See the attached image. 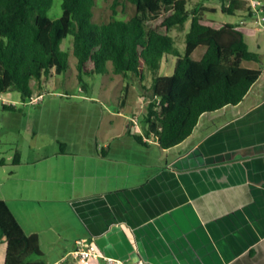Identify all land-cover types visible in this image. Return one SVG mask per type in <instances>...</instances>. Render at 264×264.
<instances>
[{"label":"crops","instance_id":"0c3cea01","mask_svg":"<svg viewBox=\"0 0 264 264\" xmlns=\"http://www.w3.org/2000/svg\"><path fill=\"white\" fill-rule=\"evenodd\" d=\"M240 1L237 23L204 17L236 25L262 59L264 31L249 18L250 0ZM35 88L32 99H40L29 103L45 109V90ZM0 102L7 112L17 104L3 95ZM210 114L166 151L134 140L137 118L138 128L127 116L121 129L114 115L97 114L93 130L81 120L47 121L44 145L32 116L13 159L0 157V200L25 235L38 237L42 264H78L68 254L83 239L130 264H264V73L240 103ZM5 250L0 229V264Z\"/></svg>","mask_w":264,"mask_h":264},{"label":"trees","instance_id":"16d2710c","mask_svg":"<svg viewBox=\"0 0 264 264\" xmlns=\"http://www.w3.org/2000/svg\"><path fill=\"white\" fill-rule=\"evenodd\" d=\"M219 1L221 12L230 16L244 5L240 0L227 5ZM52 3L0 0V97L18 91L23 102L30 101L31 83L43 92L49 79L70 69V56L76 59L82 90L87 88L85 76L144 80L147 74L146 112L139 121L142 134L132 137L141 145H146L144 139L153 140L166 151L185 141L202 115L240 103L264 73L244 66L261 60L249 50L246 35L236 25L206 19L205 13L215 11L200 3L111 0L109 19L98 24L93 20L96 0H62V13L55 19L48 16ZM126 5L133 6V14L117 17V8ZM187 23L180 54L171 33L184 30ZM68 36L72 40L64 51L61 45ZM200 46L205 48L201 58L191 60ZM168 57L175 59L173 71L161 76L162 61ZM0 229L6 243L4 264H42L38 237L25 235L1 200Z\"/></svg>","mask_w":264,"mask_h":264},{"label":"rangeland","instance_id":"374dc122","mask_svg":"<svg viewBox=\"0 0 264 264\" xmlns=\"http://www.w3.org/2000/svg\"><path fill=\"white\" fill-rule=\"evenodd\" d=\"M61 2L62 0H53L52 6L48 11V16L52 19L58 18L61 15ZM197 2L207 8H214L216 10L214 13H205V17L212 19L217 24L225 21L231 23L238 22V16H230L221 12V2L219 0H189V5L191 6ZM110 4L111 0H96V6L93 9V20L97 24L109 19ZM133 10L134 8L131 5H126L124 8L120 6L117 8V17L126 19L133 14ZM187 29L188 23L184 30H173L171 33L175 39V47L180 54H183L184 51L183 36ZM71 40V37L68 36L63 41L61 45L62 50L65 51L69 48V42ZM251 41L249 40L248 42L250 50L253 51L254 48ZM261 49H263L261 54L264 55V46ZM204 50V47H198L191 55V60H199ZM167 60V65H165V60L162 61L163 69L159 72L161 76L170 75L173 71L175 59L168 57ZM75 63L76 59L70 56V69L66 73L54 75L44 85L45 95L43 96V102H45L44 106L48 105L45 109H43L41 105L37 107L36 103H29V100L26 101L28 104L21 103V94L18 91H9L3 95V97L5 96L17 102V104H14V111L11 112L2 110L0 102V157H3L6 162L8 156L13 159L15 152L13 142L18 140L19 143H21L26 137V128L32 116H36L37 118L35 117V119L43 124L38 130L40 131V136L43 135L40 142H43L44 145H47L52 139L50 138V131L46 129L47 121L51 122L53 120V122H56L58 118H63L66 122L71 120L73 123L81 120L80 123H84V125L91 130H93L92 128L96 125L93 114H97L98 118L108 117L109 119L114 115V128L120 127L121 129L126 123L124 120L127 116L129 117H127L128 120H130L133 115H135V118L139 121L141 120L142 111H146L147 100H145V96L147 98L148 93L145 90L150 86L149 75L145 74L144 80L136 79L131 76L134 80V84H131L121 76H85L83 77V81L87 85V88L81 91L82 84L77 80ZM263 65L264 56L259 63H244L245 67L257 66L261 68ZM164 66H167L168 69ZM34 88L35 85L31 83L33 92ZM143 96L144 98L142 99ZM38 100L39 99H36L34 102ZM91 115L92 118L88 119L87 117ZM214 115L217 114H210L208 116L211 117ZM72 122H69V124L72 125ZM65 127L66 126H64V128ZM56 131L57 128H54V133H56ZM11 147L14 149V152L10 151Z\"/></svg>","mask_w":264,"mask_h":264},{"label":"built area","instance_id":"2783aa9c","mask_svg":"<svg viewBox=\"0 0 264 264\" xmlns=\"http://www.w3.org/2000/svg\"><path fill=\"white\" fill-rule=\"evenodd\" d=\"M226 5L231 0H222ZM249 18L257 26L260 31H264V1L263 0H250L247 4ZM36 99H40V96ZM36 99H30V102L36 101ZM132 128H138L136 118L130 119ZM134 129V130H135ZM69 257L76 261L78 264H91L94 260H102L105 264H130L127 262L120 261L115 258L106 257L100 254L95 246L87 239L79 240L75 244V249L71 251ZM133 264H144L142 260H138Z\"/></svg>","mask_w":264,"mask_h":264}]
</instances>
